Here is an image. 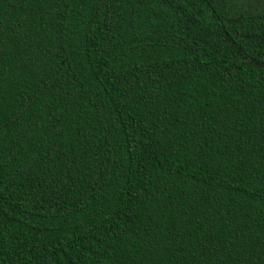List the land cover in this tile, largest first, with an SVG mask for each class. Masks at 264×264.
I'll list each match as a JSON object with an SVG mask.
<instances>
[{
	"label": "trees",
	"instance_id": "1",
	"mask_svg": "<svg viewBox=\"0 0 264 264\" xmlns=\"http://www.w3.org/2000/svg\"><path fill=\"white\" fill-rule=\"evenodd\" d=\"M0 264H264V0H0Z\"/></svg>",
	"mask_w": 264,
	"mask_h": 264
}]
</instances>
